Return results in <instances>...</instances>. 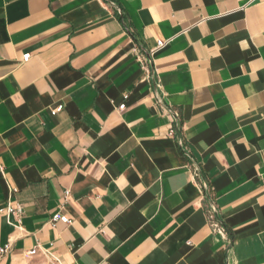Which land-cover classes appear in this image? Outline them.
<instances>
[{
	"label": "crops",
	"instance_id": "crops-1",
	"mask_svg": "<svg viewBox=\"0 0 264 264\" xmlns=\"http://www.w3.org/2000/svg\"><path fill=\"white\" fill-rule=\"evenodd\" d=\"M8 205L0 264H264V0H0Z\"/></svg>",
	"mask_w": 264,
	"mask_h": 264
},
{
	"label": "built area",
	"instance_id": "built-area-1",
	"mask_svg": "<svg viewBox=\"0 0 264 264\" xmlns=\"http://www.w3.org/2000/svg\"><path fill=\"white\" fill-rule=\"evenodd\" d=\"M165 44H166V42L163 40L158 41L157 49L163 48L165 46ZM135 52H136L137 61L139 62L140 66L142 67V69L146 73V78L150 79V80L152 78L154 80L153 75L151 74V70L149 68V60H148L147 55L141 51V47H137ZM30 58H31V54L28 53V54L24 55L23 60L28 61ZM156 87H158V84L156 85ZM128 97H129V95H125V99H128ZM125 107H126V104L124 103V104L119 106L118 110H120V111L124 110ZM62 109H63V105H59L58 107H56L55 111L59 112ZM173 116H176V114L174 113ZM170 136H175V132L173 130L170 132ZM180 145L183 146L182 141H180ZM14 192H16V190H14ZM70 194H71L70 191H67L66 192V198H68L70 196ZM0 212L6 213L8 215L20 216L23 214V208L21 205H18L17 207H12L11 205H8L5 209H1ZM208 219L210 221V224L214 227V229H216L218 231H223L224 227H223V225L219 219L218 211L216 210V208L214 206L208 210ZM58 223L69 224V223H71V220L69 219V217L67 215H62L61 213H55L50 219V225L52 227H56V225ZM9 252H10V246L9 245H6L4 247H0V263H1L2 259ZM36 253H37V248H35L29 252L30 255H35ZM45 255L47 256L48 254L45 253Z\"/></svg>",
	"mask_w": 264,
	"mask_h": 264
}]
</instances>
